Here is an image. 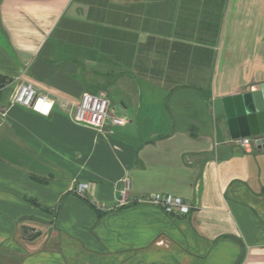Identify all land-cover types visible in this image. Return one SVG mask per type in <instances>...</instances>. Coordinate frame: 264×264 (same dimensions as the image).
<instances>
[{
  "label": "crops",
  "instance_id": "obj_1",
  "mask_svg": "<svg viewBox=\"0 0 264 264\" xmlns=\"http://www.w3.org/2000/svg\"><path fill=\"white\" fill-rule=\"evenodd\" d=\"M0 75V264H264V149L223 106L264 83V0H0ZM85 92L126 124L74 122Z\"/></svg>",
  "mask_w": 264,
  "mask_h": 264
},
{
  "label": "built area",
  "instance_id": "obj_2",
  "mask_svg": "<svg viewBox=\"0 0 264 264\" xmlns=\"http://www.w3.org/2000/svg\"><path fill=\"white\" fill-rule=\"evenodd\" d=\"M12 104H17L25 108L31 109L42 115H49L55 105V101L47 95L38 92L36 87L31 83H21L11 98ZM110 100L106 93L101 92L92 94L85 92L79 103L75 105V111L72 119L77 124L94 128L99 131L111 129L114 127H122L126 124V120L122 117H116L111 114ZM238 143L246 150H249L255 143L256 139L245 138L238 140ZM86 184H79L76 191L79 195H83L86 191ZM121 206L126 205L128 197L126 190L122 192ZM134 203H148L161 208L166 214L182 217L188 215L192 207L179 198L171 196L155 195L145 199H135Z\"/></svg>",
  "mask_w": 264,
  "mask_h": 264
},
{
  "label": "water",
  "instance_id": "obj_3",
  "mask_svg": "<svg viewBox=\"0 0 264 264\" xmlns=\"http://www.w3.org/2000/svg\"><path fill=\"white\" fill-rule=\"evenodd\" d=\"M226 122L232 140L256 139L264 149V83L259 89L223 100Z\"/></svg>",
  "mask_w": 264,
  "mask_h": 264
},
{
  "label": "trees",
  "instance_id": "obj_4",
  "mask_svg": "<svg viewBox=\"0 0 264 264\" xmlns=\"http://www.w3.org/2000/svg\"><path fill=\"white\" fill-rule=\"evenodd\" d=\"M9 83H10V80H8L7 78H5V77L0 75V92ZM87 202L90 204V206L94 207L88 200H87ZM97 212H98L99 215H104L105 214V213H101L99 210H97Z\"/></svg>",
  "mask_w": 264,
  "mask_h": 264
},
{
  "label": "rangeland",
  "instance_id": "obj_5",
  "mask_svg": "<svg viewBox=\"0 0 264 264\" xmlns=\"http://www.w3.org/2000/svg\"><path fill=\"white\" fill-rule=\"evenodd\" d=\"M249 18H254V16H248ZM219 104L220 103H214V105H213V114H214V116H217V115H219L218 114V112H219Z\"/></svg>",
  "mask_w": 264,
  "mask_h": 264
}]
</instances>
